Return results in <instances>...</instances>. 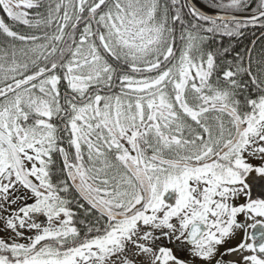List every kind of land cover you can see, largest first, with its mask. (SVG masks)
Instances as JSON below:
<instances>
[{
  "label": "snow or ice",
  "instance_id": "snow-or-ice-1",
  "mask_svg": "<svg viewBox=\"0 0 264 264\" xmlns=\"http://www.w3.org/2000/svg\"><path fill=\"white\" fill-rule=\"evenodd\" d=\"M0 9V264H264V0Z\"/></svg>",
  "mask_w": 264,
  "mask_h": 264
},
{
  "label": "trees",
  "instance_id": "trees-1",
  "mask_svg": "<svg viewBox=\"0 0 264 264\" xmlns=\"http://www.w3.org/2000/svg\"><path fill=\"white\" fill-rule=\"evenodd\" d=\"M0 17H5L6 18V14L3 13L2 9H0Z\"/></svg>",
  "mask_w": 264,
  "mask_h": 264
}]
</instances>
